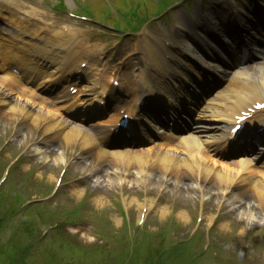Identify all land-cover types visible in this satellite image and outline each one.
I'll list each match as a JSON object with an SVG mask.
<instances>
[{"label": "rangeland", "instance_id": "374dc122", "mask_svg": "<svg viewBox=\"0 0 264 264\" xmlns=\"http://www.w3.org/2000/svg\"><path fill=\"white\" fill-rule=\"evenodd\" d=\"M116 2V0H114ZM119 4H122L121 2ZM97 14V13H96ZM98 15V14H97ZM95 15V16H97ZM90 30H92V35L88 36V38L93 41L96 38L99 37V29L94 28L93 26H90ZM15 100V98L12 97V101ZM26 100V99H25ZM10 108L12 107L9 105ZM51 106L48 105L44 106L39 111L36 110L35 114H43L49 116L51 112ZM3 111L0 112V141L4 142L6 139H10V148L5 149L1 153V159L0 163L2 165V168L4 167L5 162H9L11 159L9 157H12L14 154H20L22 152L26 153V160L24 159L23 163L18 167L19 169L13 171L12 178L13 184L12 188H16L18 184L25 179H30V177L34 176V170L37 172L38 176L42 173L43 178L47 179L49 176L57 177L59 176V173L61 170L66 169L67 174L64 179L63 187L61 189V194L56 202H60L62 199L72 200V201H78L81 198H84V194H87V192L90 189L84 190L81 188H73L72 184L74 182V179L76 178V174H79L81 172H84V170L88 167H96L99 169L101 174L103 173L104 169H107V171L112 172V168L105 167V165L110 164L109 162H102L99 163L98 159L95 158L96 156L92 154V151L84 150L81 151V146H77L76 144L69 145L67 140H61V136H55L53 135H45L44 132L41 129V124L43 123V116L40 115L41 119L40 121H29L27 123L26 121L21 122L19 125H16L18 128L15 130L13 128V125L17 122L18 118H12L8 114L3 115ZM19 114H21L19 112ZM33 131L34 136L31 137L33 139H36L35 141L31 142H38L39 145L34 146L33 148H30L31 143L28 142V135H30V132ZM14 137H11V136ZM26 138H25V137ZM63 139V138H62ZM59 142V143H57ZM53 144V147L51 149H54V153L50 154V150L46 153L35 152L36 149H42L44 150L46 146H50ZM66 152L67 153V159L68 161L64 164L57 163L55 160L53 161V156L56 152ZM135 151V150H134ZM141 153V152H140ZM173 155V154H172ZM46 156L48 158H46ZM154 158H159L160 160H163L165 157L163 155H152ZM22 159V160H23ZM79 159V161H78ZM53 162H52V161ZM92 160V161H91ZM89 161L92 162V164L89 163ZM122 163V162H121ZM86 164H89L90 166H87ZM124 164V163H123ZM125 165V164H124ZM112 166H114L112 164ZM158 165H156L157 167ZM131 168H135L134 166ZM130 169V179L126 180L124 183V186L122 185H114L116 183L120 182V174L115 175L113 178H108L105 182H98L96 183V179L101 177H94L92 176L89 183L90 184H97L99 189H104V191L112 192L114 195V200L119 199L120 201L124 198L127 200L129 207H132L134 213H136V206L139 205L137 201L132 202L133 199H136V197L139 198V200L144 197V194L139 192H135L131 190H128V186L133 184V187H138L139 184L135 181L134 175H136L137 170L136 169ZM162 170L156 169L154 173V180L151 181L149 184V191H147L146 196L152 197L153 199H156L160 201L163 205H167L170 210H168V214L170 211L175 212L173 218L171 216L168 217H162L165 221H161L160 218L155 219L157 222L156 227L157 230L164 229L165 223L171 222L173 223L172 228L176 230L177 237H183L180 234L187 233L188 230H191L193 225H197L199 223V226L203 228V231L206 232V229L211 232L212 230L215 233L214 238L212 239V242L215 245H223L226 244L227 247H225L223 250L227 251L226 256L229 258H234V255L236 253H233L234 250L230 249V246H236L241 248L240 253L241 256H243L241 259L244 258L243 261H241V264H264V212L261 211L259 216L260 218H250L244 216L241 218L237 213L230 215H222L221 219L217 222H213V225L209 227L210 225V218H212L213 213L215 212V209L209 208L208 206H205L203 203V194L201 189H194L190 191V193H185L182 196L178 195L177 193H174L173 191L170 193L167 192V188L165 183H163V176L160 173ZM55 181V179H54ZM53 181H50L48 183V186L51 188L53 185ZM131 183V184H130ZM204 187V186H203ZM23 188V187H22ZM99 192V190H95ZM207 193V192H206ZM98 195V194H97ZM105 195V194H104ZM110 198V197H109ZM111 199V198H110ZM206 204V203H205ZM136 205V206H135ZM157 204V208H158ZM207 205V204H206ZM135 206V207H134ZM96 210H99V212H93V216L96 221L100 223H104L105 221H111L114 220L110 227H107V237H111L114 231H116V226H118L115 219H121L119 217L114 216H104L106 213V209L100 210L96 207ZM183 210H188L184 212L185 215L179 216ZM159 215V213H158ZM210 218H208V216ZM116 216V215H115ZM165 216V215H163ZM161 218V219H162ZM256 221V222H254ZM225 223L226 226L224 228L221 227V224ZM123 227H120V229H117V231H120ZM156 229H152V231H155ZM117 237L114 238L113 242L111 243H105L107 244L110 259H112L114 262H121L120 264H123V261H126L127 257V249H129V237L125 236L120 232H117ZM143 238V237H142ZM102 240V239H101ZM139 245H141V240L139 239ZM101 244V241L98 243ZM221 248V247H220ZM131 251V250H130ZM133 255H135L134 251H131ZM235 263L240 264L236 257H235ZM226 264L229 263L228 259L225 260Z\"/></svg>", "mask_w": 264, "mask_h": 264}, {"label": "bare ground", "instance_id": "6f19581e", "mask_svg": "<svg viewBox=\"0 0 264 264\" xmlns=\"http://www.w3.org/2000/svg\"><path fill=\"white\" fill-rule=\"evenodd\" d=\"M192 47H194V45H191ZM193 60H195L199 65H202L203 67L207 68V69H213L211 64H208L204 57L200 56V57H193ZM52 60V57L48 58V60H46L47 62L45 63V65L51 66L50 61ZM60 62H55V64H59ZM1 66H3L4 68L6 67L5 63H1ZM64 68V66H62L60 69H58V71H61ZM56 70V68H55ZM55 70L52 71L50 76H45V71L42 74V78L44 80V82L47 79H56L57 76L56 74H53L55 72ZM237 74V75H236ZM236 75L237 80L240 81V85L237 89H234L235 91L232 94H225V96L223 98L220 99V102H217L216 104H212V101H209L205 104V106H203V112L205 113H209L208 116H220L223 118H229L232 116V114H230L229 112H235L232 108V105L234 103V101L236 100V98H239L237 100H241L242 103H244L246 100L248 99H252L254 98V101H264V68H258L255 73H251V74H238V73H230L229 77H233ZM70 79L69 76H64V78H62V81H60V84H64L67 83L68 80ZM233 80V79H232ZM231 82V81H230ZM230 85V83H228ZM231 84H233L231 82ZM0 86L1 89L0 90H4L6 92H12V88H16L17 90L19 89V85L17 83V81L15 79H13L12 76H4V77H0ZM40 89V88H39ZM65 93L61 90L57 95H59V97H61L62 95H64ZM4 99H2L0 102H3L0 106V110H2V107L6 106L5 102L3 101ZM34 107H36V104L33 105ZM73 110L76 111L78 109V105H73L72 106ZM9 114V112H4V114ZM59 111L57 112V116L55 118H58L60 120H62V118L58 115ZM27 117H34L35 120H39L40 121V117L38 113H33L32 111L28 112ZM44 123H47L48 121H50L51 119H49L47 116H43ZM63 121V120H62ZM59 126H55V124H53L51 126V128L48 129V131H53L54 134L56 135H60L62 136L63 139H66L69 143H76L78 142L80 139H82L83 143L82 144L83 148H85L86 150H93L96 148V142L93 140V137H91L88 133H86L83 129L77 128H71L68 127L66 129L70 130L69 133H67V131L64 132V127L58 123ZM204 125H201V127L197 128L196 130L200 132L201 130V135L200 136H196L195 137H190V138H185L181 141V143L179 145H186V160H188L189 162L186 164H178L176 162H174L173 160H165V161H161L160 162V166H162L164 168V172H162L163 176L166 175L167 177H171V178H175L177 179L179 177L180 174H184V177L190 179L191 181L195 182V180H200L198 179V177H203V166H202V162H203V156L201 155L202 151L205 149L204 145L206 143L209 142L207 140V138H211L213 137L212 133H207L206 128ZM207 127V126H206ZM204 139V140H203ZM212 144V142H210ZM202 145V150L200 149ZM161 150H166L164 148H160ZM100 153H98L97 155L100 156L101 154L103 155L101 158H99L98 160L101 161L104 159V157H108L112 160H107L110 163L115 164L114 165V169L113 172H116V174H119L122 172V169L124 168V174L127 175L129 173L130 169H133L131 167H135L134 169L137 170V175H136V180L138 182H140V180H144L148 181L149 177H146L145 175V170H147L148 168L152 167V161L150 159L147 158H139L136 157L137 159H142V162H138L136 160H133L135 158H129L127 157L129 154H123L122 152H105L103 150L99 151ZM107 153V154H106ZM122 153V154H121ZM55 157V156H54ZM122 157H127L128 159H132L131 163L129 164V166H124L122 163L120 164H116L117 162L115 160H121ZM57 162H65L63 161L62 157L56 158ZM255 160L250 159L249 161H244L243 164L241 165V168L243 169H247L250 168V166H252L253 163H255ZM173 163V164H172ZM258 164L260 165L261 169H264V162H259ZM113 168V167H111ZM133 169V170H134ZM218 178L215 179V183L217 184L219 189L225 188V190L229 189L231 187L236 188L239 183L234 180L235 177H230L229 175H219L217 176ZM123 178V177H120ZM240 182H243V179L240 180ZM259 189V187H258ZM257 189V196H258V200L260 202H262L264 200V189H262L261 191L258 192ZM229 200V198L227 199ZM244 207H247V205H244ZM244 212H247V208H244Z\"/></svg>", "mask_w": 264, "mask_h": 264}]
</instances>
